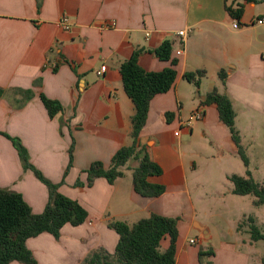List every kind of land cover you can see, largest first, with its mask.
Listing matches in <instances>:
<instances>
[{
    "label": "crops",
    "instance_id": "obj_1",
    "mask_svg": "<svg viewBox=\"0 0 264 264\" xmlns=\"http://www.w3.org/2000/svg\"><path fill=\"white\" fill-rule=\"evenodd\" d=\"M239 5L244 13L236 29L228 8ZM63 16L70 30L61 25ZM263 16L264 0H0V188L20 193L36 214L49 203L48 187L24 168L7 134L19 138L31 163L89 213L84 224L65 225L59 239L48 233L29 239L38 264H83L93 251L114 253L119 236L109 222L132 226L153 214L179 219L176 264H204L205 257L209 264H264L263 240H252L247 221L255 197L233 193L234 174L225 171L216 183L212 172L200 174L186 150L202 134L221 155L238 154L217 106L204 102L217 89L231 100L236 117L245 107L259 108L264 25L255 21ZM180 31L186 32L184 41ZM164 41L172 44L170 61L155 53ZM182 43L184 53L178 56ZM136 51L147 72L178 61L177 80L151 100L139 139L163 169L149 178L166 188L156 198L134 191L136 161L114 184L104 178L87 184L94 162L109 168L117 151L133 143L135 104L125 92L120 67ZM197 71L205 72L200 86L185 78ZM221 71L227 74L225 82ZM21 91H32L33 97L27 100ZM42 95L63 106L53 119ZM198 109L203 118L187 127L184 123ZM79 180L84 186H77ZM229 205L237 212L233 219L217 220L218 209L223 217ZM169 244L165 239L161 250ZM206 252L212 254L200 256Z\"/></svg>",
    "mask_w": 264,
    "mask_h": 264
},
{
    "label": "trees",
    "instance_id": "obj_2",
    "mask_svg": "<svg viewBox=\"0 0 264 264\" xmlns=\"http://www.w3.org/2000/svg\"><path fill=\"white\" fill-rule=\"evenodd\" d=\"M228 12L233 19L240 21L244 10L242 5H239L237 8H228ZM172 52L170 41H164L155 51L162 61H170ZM138 55V51L134 52L132 57L120 67L125 92L135 104V114L132 117L133 143L117 151L109 168H106L102 162H94L87 170V184L92 187L99 178L114 184L117 179L124 176L125 166L136 161L138 166L133 169L134 191L145 198H156L163 195L166 188L161 184L149 182V178L162 175L163 169L151 159L147 148L141 146L139 139L147 124L151 100L173 88L178 76L176 69L178 61L172 60L171 67L163 71L147 72L139 65ZM204 76V71L185 74L186 80L195 83L196 86H200ZM219 76L223 82L226 81L227 74L224 71H221ZM39 82L37 81V84ZM21 92L27 100L33 97L32 91ZM41 99L51 119L62 112L63 106L60 102L49 99L45 95H42ZM204 103L217 106L220 119L229 128L233 142L238 148V154L245 166H248V158L244 153L240 132L236 127V113L231 100L215 89L207 95ZM4 135L13 142L24 168L33 171L36 177L48 187L49 203L43 213L36 214L20 193L0 188V264H10L15 261L23 264H38L27 246V241L44 233L59 239L65 225L80 226L87 221L89 213L78 200L63 195L59 191V184L50 181L31 163L28 150L19 138ZM70 159L69 168L72 165L73 147L70 150ZM230 180L234 184L235 195H252L255 197L256 206H264V183L256 182L249 171L246 177L233 175ZM77 186H84V184L79 180ZM178 221L177 218L157 214L142 219L132 226L126 222L112 220L108 226L119 236L114 253L104 249L93 251L83 264H176ZM247 221L250 223L252 240H264V235L254 224V219L249 217ZM241 227L242 225H239V228ZM167 238L170 240L169 247L162 251V243ZM211 254L212 252H206L201 253L200 256Z\"/></svg>",
    "mask_w": 264,
    "mask_h": 264
},
{
    "label": "rangeland",
    "instance_id": "obj_3",
    "mask_svg": "<svg viewBox=\"0 0 264 264\" xmlns=\"http://www.w3.org/2000/svg\"><path fill=\"white\" fill-rule=\"evenodd\" d=\"M259 104L257 107H245L243 110L238 111V115L235 119L236 127L240 132L241 143L244 149V153L248 158V166H245L242 158L239 154L230 155L226 151L224 155L212 143L210 137H205L199 134L186 146L187 152L195 158L198 163V171L200 174H206L212 172L214 174V182H219V178L226 171L238 176H247L249 171L251 177L258 183L264 182V99L256 101ZM227 149V148H226ZM219 158L221 161H219ZM216 180V181H215ZM225 182V180L223 181ZM253 198V196H248ZM213 206L216 207V202H212ZM229 211H220L218 209L217 220L219 221H230L233 219V214L237 213L229 205ZM225 210V209H224ZM247 217L254 219V224L260 232L264 235V207L253 206ZM225 226V223H223ZM264 244V240L261 241ZM204 264H209L206 261V257L203 258Z\"/></svg>",
    "mask_w": 264,
    "mask_h": 264
},
{
    "label": "built area",
    "instance_id": "obj_4",
    "mask_svg": "<svg viewBox=\"0 0 264 264\" xmlns=\"http://www.w3.org/2000/svg\"><path fill=\"white\" fill-rule=\"evenodd\" d=\"M258 25H264V16L263 17H260L258 18L256 21H255ZM61 25L63 26V28L65 30H70L71 29V23H70V20L67 16H63L61 18ZM233 27L236 28V29H239L241 28V24H240V21L234 19V22H233ZM186 35V32L185 31H180L178 33V36L179 37H182V41H184V37ZM184 53V44L182 43L180 45V47L176 50V54L178 56L182 55ZM106 70V67H102V72H104ZM203 110L201 109H198L196 110L194 113H192L189 117V119L186 121V123H184L187 127H189L191 125L192 122L194 121H197V120H200L203 118ZM180 132L181 131H177L175 133L176 136H179L180 135ZM191 243H195V240H191Z\"/></svg>",
    "mask_w": 264,
    "mask_h": 264
}]
</instances>
